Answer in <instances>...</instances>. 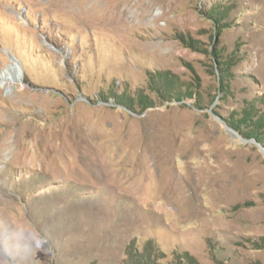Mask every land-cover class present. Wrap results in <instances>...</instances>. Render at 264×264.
<instances>
[{
	"label": "rangeland",
	"instance_id": "1",
	"mask_svg": "<svg viewBox=\"0 0 264 264\" xmlns=\"http://www.w3.org/2000/svg\"><path fill=\"white\" fill-rule=\"evenodd\" d=\"M13 60L0 264H264V0H0Z\"/></svg>",
	"mask_w": 264,
	"mask_h": 264
},
{
	"label": "bare ground",
	"instance_id": "2",
	"mask_svg": "<svg viewBox=\"0 0 264 264\" xmlns=\"http://www.w3.org/2000/svg\"><path fill=\"white\" fill-rule=\"evenodd\" d=\"M124 12L125 11H119L117 8L115 11L114 19H118L120 24H122V20L124 19ZM117 20V21H118ZM21 65L18 63L16 60L11 61L9 66H7L5 69L0 70V88H5V89H11L13 86L15 87L17 82L21 80ZM46 130V128H41L40 131H38V134H35L34 132L31 135V139L34 141V145L39 147V154L46 156L47 152L51 148V145L48 141H46L42 135L39 138V134ZM44 135V134H43ZM56 139V138H55ZM57 140V139H56ZM7 146L8 142L3 143L0 145V157H4L7 154ZM142 174V173H141ZM144 177L141 176L140 180Z\"/></svg>",
	"mask_w": 264,
	"mask_h": 264
}]
</instances>
